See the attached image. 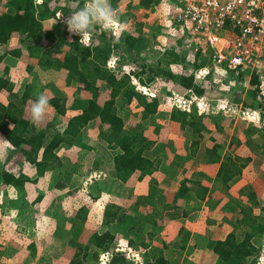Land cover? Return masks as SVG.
<instances>
[{"label": "rangeland", "instance_id": "374dc122", "mask_svg": "<svg viewBox=\"0 0 264 264\" xmlns=\"http://www.w3.org/2000/svg\"><path fill=\"white\" fill-rule=\"evenodd\" d=\"M5 1L0 0V4ZM36 1L45 2L53 9L52 16L42 21L43 27L47 29L54 24L63 26L69 38L66 26L59 17L69 15L70 11L76 10L74 4L77 1L83 2L84 5L85 0ZM118 1L119 5L113 9L117 17L114 35H125L132 22L131 18H135L137 23L142 22L145 39L140 43L138 57H143L152 63L163 64V55L171 47L180 54V61H171L167 67L173 72L192 73L195 86L203 89L198 95L193 89L180 86L163 76H156L151 81L142 83L131 75L138 91L158 97L156 114L145 119L140 117L139 111L142 106L137 99L133 98L129 101L123 95H118L115 99L126 126L143 119L142 122L139 121L141 131L154 142L152 151L163 162L152 174L145 177V180L149 179V183L155 180L160 183L165 189L164 198H170L172 187L176 186L182 175L188 176L194 169L205 171L201 178L202 183L208 187L205 198L198 201L192 197L190 201H185L183 205L186 212L183 213L180 209H164L162 229L154 235L148 254L154 259L161 252L168 264H212L217 256L212 247L213 241L224 237L231 229V223L239 217V201H248L246 193L249 189L254 191L257 198V203L250 204L253 215L264 216V155H261L264 154V147L261 146L264 142L262 136L264 117L259 116L258 107L248 103L250 100L254 102L253 99L256 103L258 101L264 103V63L260 70L248 68L249 73L256 72V84H258L257 90L250 89L249 77L239 79L233 72L222 71L209 58V48L202 38H195L193 34L188 33L189 31L186 32L181 26L170 21L174 10L184 0H158L146 13L142 0ZM99 28L97 26L91 35V41L95 43L104 39ZM18 39V36L13 34L7 40L0 41V73L12 81L15 89L31 83V94L35 96L41 93L47 97L64 95L70 100L77 93L78 84L65 83L64 69L45 68L44 65L52 53H48L36 44L31 46L37 52L33 56L22 53L15 58L7 53L12 47L21 44ZM45 39L49 41L47 37ZM204 57L207 59L206 65L196 67V62ZM116 58V55H112L107 61V66L116 68ZM133 67L138 70L137 65ZM123 69H128V66ZM175 95H181L182 98L177 101L174 99ZM0 99L6 101L5 94L0 93ZM197 101L200 105H196ZM34 102L31 101L26 110V113L29 111L26 116L30 120V108ZM177 105L187 109H192L194 106L198 113L203 111L210 114L209 117L204 118L208 130L202 136H198L200 141L194 157H188L187 153L190 139L195 134L190 127L186 126L183 129L177 121H170L168 118L169 110ZM75 113L76 110L65 106L55 110L49 104L44 119L39 125H44L46 120L53 118H59L55 123L59 125ZM247 121L254 123L260 129L249 137V142L243 140L244 124ZM237 139L240 142H237ZM7 145L8 142L0 133V264L11 261L19 264H67L79 241L84 242L91 233L103 231L107 227L102 221L104 203L111 196L119 197L121 186L125 189L128 188L126 184L137 181L125 183L113 174V154L117 153L119 148L106 146L104 138L99 136L97 119L91 120L82 127L74 142L56 148L59 160L55 163V168L45 170L43 175L35 172V166L25 159L24 155L12 156L10 153V157L5 159L8 154L5 153L8 150ZM208 147H215L221 158L238 155L236 160L239 162L249 157L247 164L242 168L241 176L229 188V193L219 191L214 185L216 164L205 168L203 153H206ZM164 163H169L167 176L162 169ZM4 167L16 173L22 169L27 175L24 178V185L30 188L29 192L39 194L40 198L32 202L31 198L20 197L16 189L5 181ZM90 169L91 171L101 169V171L88 173ZM102 170L106 172L105 176V173H100ZM69 173L66 186H55L54 183L59 175L63 177ZM94 181L96 185L98 184L97 187L93 186ZM117 184L120 186L117 187ZM98 189L102 195L98 194L93 198L92 195L97 194ZM76 198L80 200L78 202L85 199L87 205L85 202L82 203L88 207V212L91 210V218L86 216L85 221H87L86 223L84 221L77 239L61 222L64 216L74 212L77 205ZM147 203L148 201H143V205ZM127 214L132 217L134 213L128 211ZM206 230L210 233L208 236ZM237 231L239 233L241 227H238ZM120 236L118 247L125 251L127 257L133 259L132 261H134L133 257H136L132 253L137 252L140 256L137 264L143 263V251L141 250L142 255L140 250L129 246ZM255 242L257 245L260 244L255 264H263L260 256L264 255L261 254L264 248V234ZM109 258L110 254L105 252L99 255L98 261L88 260V263L108 264Z\"/></svg>", "mask_w": 264, "mask_h": 264}, {"label": "trees", "instance_id": "16d2710c", "mask_svg": "<svg viewBox=\"0 0 264 264\" xmlns=\"http://www.w3.org/2000/svg\"><path fill=\"white\" fill-rule=\"evenodd\" d=\"M157 1L142 0L145 13L154 7ZM110 4L112 9H115L119 1L110 0ZM82 6L81 1L74 4L76 10ZM52 14L51 6L42 1L6 0L5 3L0 4V41L7 40L13 34L18 36L21 44L7 51L13 56H20L22 53L36 55L37 52L31 47L33 44L40 45L48 53H52L44 65L45 68L64 69L65 83H77L78 86L77 93L70 100L64 95H52L48 97L49 104L55 110L65 106L76 110V113L59 125L55 124L59 118L46 120L41 126L31 123L26 116L29 111L26 113V110L29 103L36 101L38 97L31 94V83L14 89L12 81L0 73V93L5 94L6 97V102L0 99V133L8 142V150L5 152L8 154L5 159L10 157V153L12 156L24 155L25 159L35 166V172L43 175L45 170L55 168V163L59 160L56 148L60 145L68 146L74 142L81 128L89 124L91 120L97 119L99 136L104 138L106 146L119 148L118 152L113 154V174L125 183L148 177L159 168L162 161L153 153L154 142L143 134L140 122L156 114L158 97L138 91L131 75L142 83L149 82L156 76H163L180 86L193 89L198 95L203 92V89L195 86L192 73L173 72L167 67L171 61H180V54L171 47L163 55V64L162 62L152 63L143 57H138L140 43L145 37L142 22L137 23L135 18H131L132 22L125 35L115 36L112 31L99 28L104 39L99 40L98 43L91 41L89 47H84L78 36H73L70 40L63 26L54 24L47 29L43 27L42 21L51 17ZM46 37L49 41H45ZM67 45L68 47H65ZM209 54V58L212 59L210 50ZM112 55L117 56L116 68L107 66V61ZM206 62V57L201 58L196 62V67L204 66ZM134 65H137L138 70L134 69ZM126 66L128 69H123ZM248 70L247 67L242 66L227 69L237 74L239 79L249 77V88L257 90V74L249 73ZM118 95H123L129 101L133 98L139 101L142 106L139 114L143 118L139 120L140 122L136 121L126 126V121L120 115L115 103ZM253 100L254 102L248 101L249 105L258 107L259 115L263 118L264 103L259 101L256 103L255 99ZM196 109L194 106L192 109L176 106L172 107L168 113L170 121H177L183 129L186 126L190 127L195 134L190 139L188 157H194L197 154L200 141L198 136H202L208 130L204 118L209 117L210 114L203 111L198 113ZM210 118L215 123L214 119ZM247 122L244 124L243 140L249 142V137L260 129L254 123ZM262 136H264V130ZM237 142L240 140L237 139ZM261 146L264 147V142ZM216 150L215 147H208L206 153H203V162H218L214 174V185L219 191L229 193V188L241 176L242 168L247 164L249 157L238 162L236 160L238 155H227L221 158ZM261 155L264 154L261 153ZM168 166L169 163H164L162 166L165 175H168ZM204 174V170L194 169L190 175H182L170 199L163 197L165 189L156 180L149 183L146 194L135 193L129 198L111 196L102 209V220L107 227L103 231L91 233L86 241H79L67 264H90L88 260L98 261L99 255L105 252L110 254L108 264H137L133 263V259H129L125 251L118 247L119 235L129 246L140 250L141 254L143 251L144 261L140 264H168L161 252L154 259H151L148 254L154 235L163 226L162 211L180 209L183 213L186 212L183 205L185 201H190L192 197L202 201L208 191L207 185L201 181ZM3 175L5 181L16 189L20 197L31 198L32 202L40 198L39 194L29 192L30 188L24 185V178L27 175L22 169L16 173L4 167ZM69 177L70 173L63 177L59 175L54 183L55 186H66ZM93 186H98L96 181ZM98 190L97 194H91L93 198L100 194V189ZM246 195L248 201H239V217L231 223V229L224 237L213 241L212 247L217 255L214 264L256 263L260 244L257 245L255 240H259L263 234L264 216L252 213L250 204L257 203L254 191L249 189ZM143 201L148 203L143 205ZM128 211L134 213L132 217L128 216ZM87 212L88 207L82 203L71 215L64 216V221L61 220L62 225L75 239L80 235ZM238 227H241L239 233Z\"/></svg>", "mask_w": 264, "mask_h": 264}, {"label": "built area", "instance_id": "2783aa9c", "mask_svg": "<svg viewBox=\"0 0 264 264\" xmlns=\"http://www.w3.org/2000/svg\"><path fill=\"white\" fill-rule=\"evenodd\" d=\"M170 21L195 38H202L212 52L214 64L223 71L239 66L260 70L264 63V0H184ZM181 98L174 96L177 101ZM132 254L139 262V254ZM260 257L264 264V255Z\"/></svg>", "mask_w": 264, "mask_h": 264}, {"label": "clouds", "instance_id": "9594fccd", "mask_svg": "<svg viewBox=\"0 0 264 264\" xmlns=\"http://www.w3.org/2000/svg\"><path fill=\"white\" fill-rule=\"evenodd\" d=\"M59 18L66 26L69 39L78 36L84 47L90 46L91 35L97 26L105 31H112L113 34L116 31L117 17L111 7L110 0H85L83 7L72 10L69 15L60 16ZM48 106L49 98L43 93L39 94L30 108L31 123L39 125L44 119Z\"/></svg>", "mask_w": 264, "mask_h": 264}, {"label": "crops", "instance_id": "0c3cea01", "mask_svg": "<svg viewBox=\"0 0 264 264\" xmlns=\"http://www.w3.org/2000/svg\"><path fill=\"white\" fill-rule=\"evenodd\" d=\"M15 58L17 57V56H14ZM14 89H15V87H14ZM4 102H6V101H4ZM212 164H216V168H215V172H216V169H217V167H218V162H206L205 163V168L207 167V166H209V165H212ZM92 169H90L89 170V172L88 173H98L99 171H101V169H94L93 171H91ZM100 173H105L104 174V176L106 175V172L104 171V170H102V172H100ZM97 177H95V179H96ZM124 184V183H123ZM125 185V184H124ZM148 185H149V179H146L145 180V178L144 179H142V180H137V181H135V182H132V184H126V187L128 186V188H130V189H128V188H125L124 189V187L123 186H121L120 187V190H121V193H118V195H119V197H122V198H129V197H131L133 194H135V193H144V194H146L147 193V191H148V189H147V187H148ZM120 186V184H117V187H119ZM132 186V187H131ZM175 188V186L174 187H172V189L171 190H173ZM101 190H102V187H101ZM70 194H72V193H69V195ZM74 195V194H73ZM100 195H102V193L100 192ZM88 196V195H87ZM111 196V195H110ZM102 197V196H101ZM81 198V197H80ZM170 198H171V196H170ZM169 198V199H170ZM78 198H76L75 200H77ZM81 199H83V198H81ZM98 199V198H97ZM78 201H80V200H77V205H76V207H75V209L78 207V206H80L81 204H82V202H85L86 203V205H87V201L84 199L82 202H78ZM91 201H93V199H91ZM75 211V210H74ZM91 210L89 211V212H87L86 213V216L88 217V216H90V218H91ZM96 214H98V213H96ZM96 218H98V217H96ZM87 221V220H86ZM86 221H85V223H86ZM103 221V220H102ZM103 223H104V221H103ZM161 232H163V231H161ZM206 232H207V236L210 234L209 232H208V230H206ZM167 240V239H166ZM212 246V245H211ZM212 264H214V262H212Z\"/></svg>", "mask_w": 264, "mask_h": 264}]
</instances>
